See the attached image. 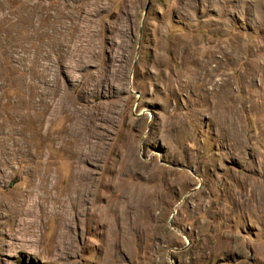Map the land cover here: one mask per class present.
I'll use <instances>...</instances> for the list:
<instances>
[{"label":"rangeland","instance_id":"374dc122","mask_svg":"<svg viewBox=\"0 0 264 264\" xmlns=\"http://www.w3.org/2000/svg\"><path fill=\"white\" fill-rule=\"evenodd\" d=\"M0 264H264V0H0Z\"/></svg>","mask_w":264,"mask_h":264},{"label":"bare ground","instance_id":"6f19581e","mask_svg":"<svg viewBox=\"0 0 264 264\" xmlns=\"http://www.w3.org/2000/svg\"><path fill=\"white\" fill-rule=\"evenodd\" d=\"M80 158V157H79ZM78 159V158H77ZM78 163H79V161H78ZM80 165V164H79ZM76 167V166H75ZM78 167V166H77ZM79 172V171H78ZM81 172V171H80ZM84 173V172H83ZM87 175V174H86ZM85 174H80V175H75V177H77L78 179L80 178V179H84V178H86V177H88V176H86ZM89 175V174H88ZM82 181V180H81ZM85 181V180H84ZM92 182V181H91ZM86 183V182H85ZM90 183V182H89ZM90 185V184H89ZM85 186V185H84ZM83 186V187H84ZM89 187V186H88ZM88 189V188H87ZM90 189V188H89ZM135 190V189H134ZM87 191H89V190H87ZM128 191V190H127ZM133 192V191H132Z\"/></svg>","mask_w":264,"mask_h":264}]
</instances>
